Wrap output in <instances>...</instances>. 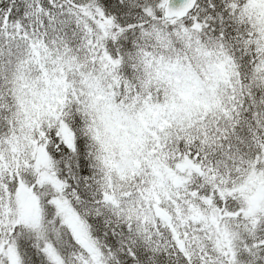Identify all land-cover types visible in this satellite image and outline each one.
I'll use <instances>...</instances> for the list:
<instances>
[{
    "label": "snow or ice",
    "instance_id": "1",
    "mask_svg": "<svg viewBox=\"0 0 264 264\" xmlns=\"http://www.w3.org/2000/svg\"><path fill=\"white\" fill-rule=\"evenodd\" d=\"M0 264H264V0H0Z\"/></svg>",
    "mask_w": 264,
    "mask_h": 264
}]
</instances>
